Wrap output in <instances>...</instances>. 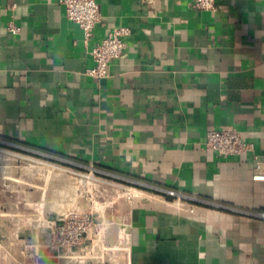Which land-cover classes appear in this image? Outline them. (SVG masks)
I'll return each mask as SVG.
<instances>
[{
	"label": "crops",
	"instance_id": "1",
	"mask_svg": "<svg viewBox=\"0 0 264 264\" xmlns=\"http://www.w3.org/2000/svg\"><path fill=\"white\" fill-rule=\"evenodd\" d=\"M97 1L101 22L86 42L58 0H0V138L194 203L139 189L102 209L80 200L49 211H92L106 226L96 252L109 250L27 264H264V0H216L215 11L193 0ZM113 27L129 28L126 48L97 79L91 52ZM212 128L239 130L253 149L206 148Z\"/></svg>",
	"mask_w": 264,
	"mask_h": 264
},
{
	"label": "rangeland",
	"instance_id": "2",
	"mask_svg": "<svg viewBox=\"0 0 264 264\" xmlns=\"http://www.w3.org/2000/svg\"><path fill=\"white\" fill-rule=\"evenodd\" d=\"M83 173L96 180L88 183ZM113 187L120 188L121 199H129L128 195L133 199L141 189L194 203L176 191L172 195L142 181L99 171L91 173L90 169L73 164L59 154L20 148L17 143L0 138V264L48 259L55 250L37 234L39 229H45L47 213L60 211L67 205L77 206L80 200L102 209L110 204L112 192L115 193ZM102 188L110 191L101 195L97 190ZM44 194L46 201L41 202Z\"/></svg>",
	"mask_w": 264,
	"mask_h": 264
},
{
	"label": "built area",
	"instance_id": "3",
	"mask_svg": "<svg viewBox=\"0 0 264 264\" xmlns=\"http://www.w3.org/2000/svg\"><path fill=\"white\" fill-rule=\"evenodd\" d=\"M65 7L68 19L78 23L84 31L85 41L87 42L93 33L94 28L101 22V12L97 0H58ZM192 5L198 10L215 11L218 8L216 0H193ZM7 29L18 34L21 27L14 20H10ZM130 32L128 27L111 28L104 39L92 49V55L95 61L94 67L89 69L88 73L97 78L102 79L108 77V66L115 59L119 58L126 48L124 37ZM205 147L217 151L226 156L242 155L248 150L253 149V144L245 141L242 134L237 129H218L212 128L205 135ZM256 168L260 171L257 174L259 180L264 181V161L256 156ZM81 166V165H80ZM84 167V166H82ZM86 168V167H85ZM87 169L96 171L93 167ZM87 182L96 180L90 174L83 173ZM105 181V180H104ZM114 186V185H113ZM115 193L112 192V200L115 203L121 197L120 188L113 187ZM101 195L109 192L107 188L97 190ZM170 194H175L174 190H164ZM126 192V191H125ZM132 199L131 195L127 196ZM264 216V213H262ZM44 228L48 230L47 246L51 250L60 251L65 249L70 253L71 257L79 258L81 261L85 258H105V251L109 249L105 246L101 247V252L97 253V248L102 245L101 237L106 226L96 221L95 214L90 212H71L68 215H62L57 219L47 218ZM123 236H120L119 248L126 240L125 229H122ZM90 240V246L85 245L86 240ZM79 247L83 252L78 253L76 248Z\"/></svg>",
	"mask_w": 264,
	"mask_h": 264
}]
</instances>
